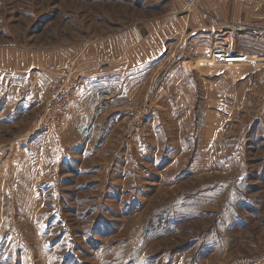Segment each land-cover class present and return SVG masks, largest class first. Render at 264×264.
<instances>
[{"label": "rangeland", "instance_id": "obj_1", "mask_svg": "<svg viewBox=\"0 0 264 264\" xmlns=\"http://www.w3.org/2000/svg\"><path fill=\"white\" fill-rule=\"evenodd\" d=\"M168 20L171 52L95 69ZM217 43L260 61L209 65ZM57 63L81 84L50 127L0 86V264H264V0H0V70L48 98Z\"/></svg>", "mask_w": 264, "mask_h": 264}, {"label": "crops", "instance_id": "obj_2", "mask_svg": "<svg viewBox=\"0 0 264 264\" xmlns=\"http://www.w3.org/2000/svg\"><path fill=\"white\" fill-rule=\"evenodd\" d=\"M184 28L181 29L173 21H166V24L159 30H153L151 28L146 29L145 34H139V37H133L131 33H119L112 41L98 42L93 47V62H96L98 70L100 64H103L105 60L108 62H115L114 69L126 70L137 69L140 70L148 63H153L163 57L168 52H171L172 48L168 50V46H174L179 43L180 39L176 43L169 44L170 41L176 40L179 35L183 33ZM210 51V50H209ZM205 52H207L205 50ZM210 53V52H207ZM102 70V69H101ZM99 70V71H101ZM112 70V69H111ZM94 72L93 74H96ZM32 70H22L17 72H6L0 70V86L3 84L14 83L15 78H18V83L23 85L24 89H31L30 84L33 85L32 93L28 96L36 100L37 106H42L48 95L49 87L43 86L39 74ZM98 73L95 78L100 79L102 75ZM103 77V76H102ZM42 87V89H40Z\"/></svg>", "mask_w": 264, "mask_h": 264}, {"label": "built area", "instance_id": "obj_3", "mask_svg": "<svg viewBox=\"0 0 264 264\" xmlns=\"http://www.w3.org/2000/svg\"><path fill=\"white\" fill-rule=\"evenodd\" d=\"M213 49L212 57L207 61L209 65L221 64L232 66L260 61L258 59H251L247 54L231 51L229 47H224L222 44L217 43ZM234 55H243V57H240L243 60L231 61L238 59L233 57ZM50 70L61 74V76L53 78L51 82L50 94L46 99L44 111L39 117V129L50 127L57 119L69 111L70 105L81 84L79 77L76 75L74 63H69L67 66L59 63L53 64L50 66ZM138 130L140 131L141 128H138Z\"/></svg>", "mask_w": 264, "mask_h": 264}, {"label": "bare ground", "instance_id": "obj_4", "mask_svg": "<svg viewBox=\"0 0 264 264\" xmlns=\"http://www.w3.org/2000/svg\"><path fill=\"white\" fill-rule=\"evenodd\" d=\"M233 57H236L238 59H233L231 61H241V60H243V59L240 58V57H243V55H234Z\"/></svg>", "mask_w": 264, "mask_h": 264}]
</instances>
